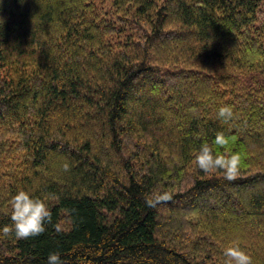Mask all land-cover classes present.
<instances>
[{
  "label": "trees",
  "instance_id": "trees-1",
  "mask_svg": "<svg viewBox=\"0 0 264 264\" xmlns=\"http://www.w3.org/2000/svg\"><path fill=\"white\" fill-rule=\"evenodd\" d=\"M116 3L139 32L121 50L92 0L0 3V228L19 190L52 212L39 236H0V264H200L165 237L199 231L264 264V0ZM218 132L232 179L196 163Z\"/></svg>",
  "mask_w": 264,
  "mask_h": 264
},
{
  "label": "clouds",
  "instance_id": "clouds-1",
  "mask_svg": "<svg viewBox=\"0 0 264 264\" xmlns=\"http://www.w3.org/2000/svg\"><path fill=\"white\" fill-rule=\"evenodd\" d=\"M2 3V0H0ZM3 20L0 19V24ZM233 116L231 106H221L218 110V117L226 122ZM229 139L223 132L216 133L212 144L204 142L201 144L196 163L198 168L209 173L214 169L223 170L226 179H232L238 172L241 162V155L233 152L230 155H221L220 150L226 148ZM67 171V165H65ZM171 196L168 193L153 194L152 198L146 199V204L150 208L168 201ZM11 226L0 228V236L6 237L14 234L18 240L36 237L44 233L48 224L52 222V212L46 200L38 197L28 190H19L11 201ZM225 264H252L251 257L240 247L230 246L225 249ZM47 264H62L59 253H50Z\"/></svg>",
  "mask_w": 264,
  "mask_h": 264
},
{
  "label": "rangeland",
  "instance_id": "rangeland-1",
  "mask_svg": "<svg viewBox=\"0 0 264 264\" xmlns=\"http://www.w3.org/2000/svg\"><path fill=\"white\" fill-rule=\"evenodd\" d=\"M116 1L117 0H92V3L95 6V13H94L95 16H97L102 23H104L105 25L107 24L108 26H112L116 30V33L114 35L108 37L109 43L114 47L115 50H121V45L125 46L131 40L132 41L137 40L138 39L137 34L139 32L136 29V25L133 22V19L131 18V13H129V12H133L131 5L126 3V6L121 8L118 7L119 5L116 3ZM131 27L133 28L134 31L131 29ZM121 29L123 30L122 32ZM211 203H213V201ZM161 214L162 217L166 219L167 213H161ZM170 232H174V228H171L169 231H166V233L168 234H170ZM196 234L202 237H200L198 241H196L198 243H196L195 246L193 245V243L180 245L177 242L175 243L174 240L176 239H171V236L165 235V237L167 238L166 240L167 242L172 243L171 244L172 246L173 245L178 247L182 246L181 249H183L186 252L188 251L191 253V251H193L194 247L196 248L197 245L200 248H202L200 249V254H199L200 256H198L200 264H225L224 254L223 255L219 253L216 254L214 252L211 253V252H206L204 250L205 248L207 249L210 248L209 243L213 242L212 241L213 238L210 237V235L203 233L202 231H199Z\"/></svg>",
  "mask_w": 264,
  "mask_h": 264
}]
</instances>
